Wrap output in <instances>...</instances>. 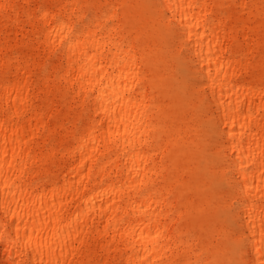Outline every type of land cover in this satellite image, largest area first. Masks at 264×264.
<instances>
[{"label":"bare ground","instance_id":"bare-ground-1","mask_svg":"<svg viewBox=\"0 0 264 264\" xmlns=\"http://www.w3.org/2000/svg\"><path fill=\"white\" fill-rule=\"evenodd\" d=\"M264 264V0H0V264Z\"/></svg>","mask_w":264,"mask_h":264},{"label":"rangeland","instance_id":"rangeland-1","mask_svg":"<svg viewBox=\"0 0 264 264\" xmlns=\"http://www.w3.org/2000/svg\"><path fill=\"white\" fill-rule=\"evenodd\" d=\"M227 258L224 259L222 255H220V258L218 257V261H215L216 264H229Z\"/></svg>","mask_w":264,"mask_h":264}]
</instances>
